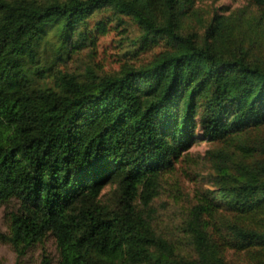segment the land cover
Masks as SVG:
<instances>
[{
    "label": "trees",
    "instance_id": "trees-1",
    "mask_svg": "<svg viewBox=\"0 0 264 264\" xmlns=\"http://www.w3.org/2000/svg\"><path fill=\"white\" fill-rule=\"evenodd\" d=\"M199 1L0 0V207L18 205L0 240L18 256L264 264V0ZM128 22L117 70L84 60ZM178 170L198 197L171 208Z\"/></svg>",
    "mask_w": 264,
    "mask_h": 264
},
{
    "label": "rangeland",
    "instance_id": "rangeland-1",
    "mask_svg": "<svg viewBox=\"0 0 264 264\" xmlns=\"http://www.w3.org/2000/svg\"><path fill=\"white\" fill-rule=\"evenodd\" d=\"M245 0H217L211 3L210 0H202L197 3V6L201 7L206 13L210 9H214L216 6H228V9L232 10L237 7H245ZM124 30L120 33L117 29H112L106 34H99L95 38L94 42V52L93 54L84 53L83 58L89 64L94 65V67L101 71H115L119 67V47L124 45L132 39L138 32L139 28L133 22H128L124 26ZM260 41V50L263 51L262 45L264 43V38ZM203 146L194 145L191 150L192 153L202 151ZM198 154H201L200 152ZM170 185L166 184L171 188L178 201L171 208L176 206H189L194 203L198 197V183L191 175L181 173L178 170L169 177ZM205 185V184H204ZM109 187L107 186L104 191H107ZM168 193H171L168 191ZM171 193V194H173ZM17 202L10 200L6 204L0 207V233L8 232V216L9 211L15 210L17 208ZM46 248L50 253H54V244L52 240L46 242ZM41 258V249L38 245L29 248L23 255L18 256L17 252L11 246L10 243L0 240V264H39Z\"/></svg>",
    "mask_w": 264,
    "mask_h": 264
}]
</instances>
